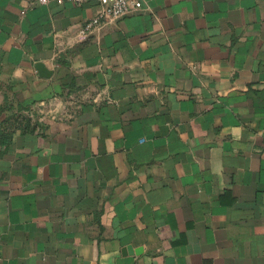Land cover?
<instances>
[{"label": "crops", "instance_id": "obj_1", "mask_svg": "<svg viewBox=\"0 0 264 264\" xmlns=\"http://www.w3.org/2000/svg\"><path fill=\"white\" fill-rule=\"evenodd\" d=\"M0 0V264H264V0Z\"/></svg>", "mask_w": 264, "mask_h": 264}, {"label": "built area", "instance_id": "obj_2", "mask_svg": "<svg viewBox=\"0 0 264 264\" xmlns=\"http://www.w3.org/2000/svg\"><path fill=\"white\" fill-rule=\"evenodd\" d=\"M46 2L47 0H40ZM64 1V0H61ZM75 3H82L87 0H68ZM101 4L100 13L89 20L84 27L83 32L90 31L95 26H102L112 23L125 16L131 15L141 9V0H98Z\"/></svg>", "mask_w": 264, "mask_h": 264}]
</instances>
